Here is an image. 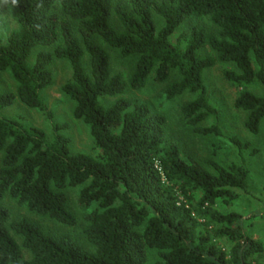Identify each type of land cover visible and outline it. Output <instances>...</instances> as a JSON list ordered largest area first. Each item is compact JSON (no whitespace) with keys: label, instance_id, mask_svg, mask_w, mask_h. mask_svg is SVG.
I'll list each match as a JSON object with an SVG mask.
<instances>
[{"label":"trees","instance_id":"16d2710c","mask_svg":"<svg viewBox=\"0 0 264 264\" xmlns=\"http://www.w3.org/2000/svg\"><path fill=\"white\" fill-rule=\"evenodd\" d=\"M5 1L18 28L0 39V81L15 87L0 92V111L19 101L46 112L52 66L65 62L72 76L62 93L99 152L73 154L66 126L53 125L50 139L0 117V264H149L151 255L152 264H264V243L246 235L242 215L221 211L249 193V169L185 161L167 118L126 98L149 87L166 102L189 94L179 107L184 127L221 137L207 125L219 111L205 74L225 64L233 84L264 87V0ZM235 108L258 135L264 97L244 88ZM68 189H78L85 212L83 242L34 220L75 229Z\"/></svg>","mask_w":264,"mask_h":264},{"label":"rangeland","instance_id":"374dc122","mask_svg":"<svg viewBox=\"0 0 264 264\" xmlns=\"http://www.w3.org/2000/svg\"><path fill=\"white\" fill-rule=\"evenodd\" d=\"M17 28V23L7 2L0 0V39L5 41ZM112 60L115 72L122 71V68L126 66L115 52H112ZM232 69V66L219 64L205 74L208 97L219 111L218 117L211 119L207 125L218 126L222 132L221 137H200L184 127L179 107L184 102L193 99L189 94L172 102H166L157 88L149 87L141 92L130 93L126 98L146 103L154 112L167 118V137L178 143L185 161L195 160L203 164L206 161H214L226 168L232 164H243L249 169V193L241 194L240 198L231 205H223L221 211L242 215L246 235L264 243V119L260 126V133L252 135L245 128L247 114L235 108V101L244 88L248 92L264 97V87L257 83L246 87L233 84L225 77V72ZM52 71L54 84L43 92L47 104L46 112L31 110L17 101L12 107L1 110L0 117L40 128L50 139L53 136V125L66 126L67 128L62 131V134L71 139V152L96 156L99 151L95 147L89 127L73 118L74 104L62 93V87L72 76L69 65L56 61L52 66ZM14 88L10 77L3 76L0 81V92H13ZM114 101V99H108L107 103L111 104ZM233 139H238L247 147L241 151L232 143ZM67 193L71 209L79 220L75 229H67L37 217H34V220L46 230L56 234H72L83 242L85 212L78 204V189H68ZM11 209L18 216H27L23 209H18L12 204ZM29 217L33 218L31 215ZM155 261H157V257L151 255L149 264Z\"/></svg>","mask_w":264,"mask_h":264},{"label":"crops","instance_id":"0c3cea01","mask_svg":"<svg viewBox=\"0 0 264 264\" xmlns=\"http://www.w3.org/2000/svg\"><path fill=\"white\" fill-rule=\"evenodd\" d=\"M255 239V238H254Z\"/></svg>","mask_w":264,"mask_h":264}]
</instances>
